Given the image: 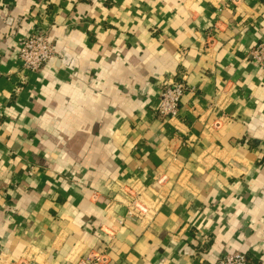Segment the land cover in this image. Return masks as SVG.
Wrapping results in <instances>:
<instances>
[{
    "label": "crops",
    "instance_id": "obj_1",
    "mask_svg": "<svg viewBox=\"0 0 264 264\" xmlns=\"http://www.w3.org/2000/svg\"><path fill=\"white\" fill-rule=\"evenodd\" d=\"M261 41L264 0H0V264H264Z\"/></svg>",
    "mask_w": 264,
    "mask_h": 264
},
{
    "label": "built area",
    "instance_id": "obj_2",
    "mask_svg": "<svg viewBox=\"0 0 264 264\" xmlns=\"http://www.w3.org/2000/svg\"><path fill=\"white\" fill-rule=\"evenodd\" d=\"M55 53L53 39L49 35V28L36 24L35 28L25 36L19 43L18 58L20 65L25 71H39L45 67L53 58ZM250 54L264 68V41L255 45ZM1 61V58H0ZM186 76L181 79L168 82L161 87L155 106V113L162 119H172L178 114L181 99L189 90ZM193 90V89H191ZM161 183L163 178L159 179ZM130 215L145 214L147 207L140 197L134 198L128 205ZM80 264H85L81 262ZM218 264H251L248 255L242 252L222 254Z\"/></svg>",
    "mask_w": 264,
    "mask_h": 264
}]
</instances>
